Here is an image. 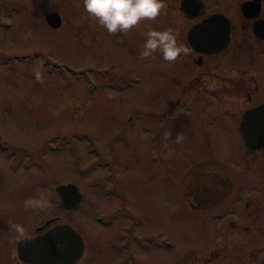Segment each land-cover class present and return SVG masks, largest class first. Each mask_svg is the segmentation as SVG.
<instances>
[{
    "label": "rangeland",
    "instance_id": "rangeland-1",
    "mask_svg": "<svg viewBox=\"0 0 264 264\" xmlns=\"http://www.w3.org/2000/svg\"><path fill=\"white\" fill-rule=\"evenodd\" d=\"M244 1L205 0V14L226 13L235 42L244 37L251 43ZM163 2L155 21L109 34L89 18L83 0H0V135L15 141L17 154L27 151L33 164L16 171L19 180L0 193V210L9 212L0 213L8 218L0 228V264H19V238L10 225L31 234L56 215L85 237L78 264H264V148L249 151L239 133L225 132L216 119L207 129L212 145L206 156L201 108L173 107L178 89L203 64L197 65L191 50L174 63L159 50L140 58L149 28L178 30V43L190 49L185 33L198 18L186 16L181 0ZM51 11L61 14L60 27L48 23ZM38 60L44 62L43 84L33 72ZM235 65L250 66L244 58ZM209 92L224 95L215 99L225 116L250 104L245 90H204L201 96ZM207 105L201 110L212 114ZM211 117L203 114L207 122ZM170 129L173 140L163 141L159 135ZM189 131L193 160L186 150ZM181 132L183 142L174 143ZM218 154L223 166L210 161ZM258 176L252 187L250 179ZM69 181L84 194L76 210L60 207L56 185ZM204 195L209 201L201 203ZM40 196L49 208L25 209L26 200Z\"/></svg>",
    "mask_w": 264,
    "mask_h": 264
},
{
    "label": "flooded vegetation",
    "instance_id": "flooded-vegetation-1",
    "mask_svg": "<svg viewBox=\"0 0 264 264\" xmlns=\"http://www.w3.org/2000/svg\"><path fill=\"white\" fill-rule=\"evenodd\" d=\"M262 5H264V0H263ZM206 15L208 14H205V16ZM260 17L264 18V16L262 15H260ZM197 18L198 20H196L195 23L202 20L204 16L197 17ZM258 18H247V20L250 21L249 24H247V26L249 27L251 31V34H252L251 37L254 38V42L247 43L249 41H246L244 37L241 40H238V42H235V38H234L235 25L232 23L231 39H230L228 46L218 52H213V53L201 52L195 49L194 46L189 41V37H188V32L191 28L190 29L188 28L186 30L185 42L190 47L194 61L197 63L198 66L200 65L202 66L203 64V67H201V71L199 73H196L194 76L190 78L189 83L182 84L183 85L182 89H178V93L174 97L175 103L173 107L175 108L176 106H182L183 104L184 106L185 105L186 106L195 105V106H198V108L200 107L201 109L203 108L202 106L208 107L207 104H210L213 107V108L206 110V112L212 113L208 115L215 116V118H212V117L209 118L208 119L209 122H207L203 118V114L206 117H208V115L205 114L204 111H202L204 110V108L202 110L199 108L200 114H197V118H199L202 124L204 123L203 131L205 132L206 130V132L204 133L205 134L204 140L206 141V143L205 145H203L206 156L212 145L211 138L209 140L207 129L211 130L212 127L216 125L215 123L216 119L220 122V127H223L225 132H226V129L230 128L229 133L231 134L239 133L240 136L242 137L241 132H240V125H241V121H242L245 111L250 107L257 106L259 104L264 103V45H263L264 39L257 36V34L254 31V24ZM256 45L258 47H256ZM246 57L248 59H246ZM193 58L191 59L193 60ZM241 58H244L246 62L248 61V63L250 64L249 68L239 67L238 65H235V63L239 62ZM209 70H216V72L210 71L209 74H206V72ZM213 77L219 80V82L218 81L208 82L207 79H212ZM213 85H216V86L212 87ZM204 90L207 92L211 90H217L218 92H222L223 94L232 93L234 90H236L237 93L240 90H245V93L247 95V98L250 104L247 105V107L244 110L237 111L233 109L230 111H226V116H225V111H224L225 109H223V106L218 105V103H216V99L221 100L224 98V95L221 97L215 92H209L211 94L206 95L205 97H202L201 93ZM188 94H189V97H188ZM186 96L188 97V99L185 100L184 97ZM187 110L189 111L190 107L187 108ZM192 133H193L192 131H189L188 133L186 150L188 152V158H191L193 160V158H195L192 156L193 152H195L194 150V145H195L194 139L195 138L192 139V135H193ZM166 134H168V138H166L165 136ZM166 134L163 133V134H160L159 136L161 138L163 137V141H165V138H166V141L168 142L170 140H173L174 134L171 129ZM246 147L249 151L250 149L258 150V149L264 148V147H261V148L253 149L247 145ZM0 152H2V154L0 153V155H3L1 156L3 159L0 160V193H2V195L4 196L3 189L4 188L7 189V185L9 183H11V185L14 183L16 184V182L20 178V176L16 174V171H19L20 169H22L23 171L31 170L33 164L31 162L32 160L26 158L27 157L26 155H29L27 151H25L23 154H17L15 150V141L10 140V139H5L4 137H2V135H0ZM200 154L198 153L197 156L199 157ZM16 156H18L17 160H16ZM210 159H211L210 161H212L213 163H217L218 165H221L222 164L221 161H223V159L219 156V154L216 155L214 158L210 157ZM39 163L40 165L42 164L40 161ZM234 163H235L234 166H236L237 164L241 165L242 170L243 168L245 169L246 167V166H243L244 164H241L240 161H235ZM194 166H197V162L194 164ZM248 172H251V170H249ZM249 176L247 177L244 176L245 179H243L242 184H246V181H248L246 179H248ZM259 177L260 176H258L257 179H250L249 183L251 182L250 185L252 187L256 186V182L259 180ZM30 179L31 177H29V180ZM33 179L35 181L37 180L36 174L33 176ZM254 181L255 183H252ZM39 182L41 184H44L45 182H47V179L45 180L39 177ZM201 200L203 201L208 200V196L207 195L202 196L200 198V201ZM59 202H60V199H59ZM60 207H61V204H60ZM4 211L7 212V216L9 217L8 215L9 212L6 210H2V211L0 210V213ZM115 214H118V213H115ZM61 217L62 216L56 215L54 217H51L50 219L44 218L42 222L36 225V231L34 233L26 234L19 238V240L16 243V250H17V255H18L17 261L19 264H32L30 262L23 260L19 256L18 244H19L20 239H22L23 237L29 236V235L43 233L45 230H47L51 226L58 224V223H62L59 220L61 219ZM7 221H8V218L6 217L3 218V216L0 214V228H4L7 225Z\"/></svg>",
    "mask_w": 264,
    "mask_h": 264
},
{
    "label": "water",
    "instance_id": "water-1",
    "mask_svg": "<svg viewBox=\"0 0 264 264\" xmlns=\"http://www.w3.org/2000/svg\"><path fill=\"white\" fill-rule=\"evenodd\" d=\"M262 0H246L242 11L249 18H256L262 10ZM181 10L190 18L202 16L207 11L205 0H181ZM46 19L52 27L62 25L59 12L47 13ZM232 23L230 18L220 11L205 16L195 23L188 32L189 41L195 49L213 53L226 48L231 39ZM257 36L264 39V18H258L254 24ZM241 133L245 142L252 148L264 146V103L248 108L241 121ZM61 195V205L66 209L78 208L84 197L75 182L57 186ZM86 247L83 234L71 223H58L41 234H33L20 239L19 256L32 264H77Z\"/></svg>",
    "mask_w": 264,
    "mask_h": 264
},
{
    "label": "clouds",
    "instance_id": "clouds-1",
    "mask_svg": "<svg viewBox=\"0 0 264 264\" xmlns=\"http://www.w3.org/2000/svg\"><path fill=\"white\" fill-rule=\"evenodd\" d=\"M83 7L89 18L98 22L99 26L105 28L109 34H127L142 21H155L166 5L163 0H83ZM178 35V30L173 28L164 31L149 28L140 58H148L159 50L164 61L174 63L182 54L188 55L190 49L184 44L178 43ZM30 36L31 32H28L22 38L28 40ZM36 63L39 67L33 69L35 79L38 83L43 84L40 69L44 62L38 60ZM166 138H168V134H166ZM183 140L184 134L181 132L176 135L174 143L180 144ZM24 207L25 209L44 210L49 208L50 204L43 196H40L26 200ZM10 227L17 233V239L24 235L22 226L12 224Z\"/></svg>",
    "mask_w": 264,
    "mask_h": 264
},
{
    "label": "trees",
    "instance_id": "trees-1",
    "mask_svg": "<svg viewBox=\"0 0 264 264\" xmlns=\"http://www.w3.org/2000/svg\"><path fill=\"white\" fill-rule=\"evenodd\" d=\"M199 200H200V199H199ZM206 201H209V199H208V200H204V201H203V200H201V203H203V202H206Z\"/></svg>",
    "mask_w": 264,
    "mask_h": 264
}]
</instances>
